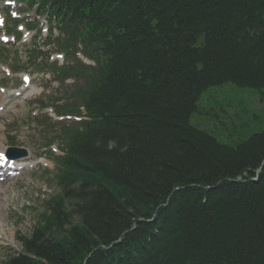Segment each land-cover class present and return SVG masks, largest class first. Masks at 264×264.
<instances>
[{
    "label": "trees",
    "instance_id": "obj_1",
    "mask_svg": "<svg viewBox=\"0 0 264 264\" xmlns=\"http://www.w3.org/2000/svg\"><path fill=\"white\" fill-rule=\"evenodd\" d=\"M39 3L59 48L106 62L73 94L90 121L61 134L60 193L0 264H264V129L190 122L208 88L264 89V0Z\"/></svg>",
    "mask_w": 264,
    "mask_h": 264
},
{
    "label": "rangeland",
    "instance_id": "obj_2",
    "mask_svg": "<svg viewBox=\"0 0 264 264\" xmlns=\"http://www.w3.org/2000/svg\"><path fill=\"white\" fill-rule=\"evenodd\" d=\"M31 19L37 20L35 15ZM34 33V30L28 32L24 44L12 41L6 43L8 38L0 39V86L4 90L0 94L5 97L3 105L8 108L0 112V142L4 144V150L13 145L37 154L38 150L42 152L37 146L39 147L46 134L33 124V116L37 110L32 103L36 99L43 100L46 95H59L66 83L52 80L48 73H36L31 64H26L25 56L29 47L36 44L35 47L45 50L42 46L44 34L34 36ZM3 68L9 70V75L4 73ZM29 70L34 71L29 73L30 87L25 90L24 95L19 96L20 103L12 106L16 97L11 95L13 91L8 90L20 86L21 73ZM199 101V111L197 115L194 113L191 116L190 122L198 127L202 123L207 129L213 130L223 143L264 129V89L258 92L227 83L207 89ZM26 157L19 160L25 159L26 164L31 165H26V169L13 182L5 184L6 189L9 186L11 188L5 198H1L3 224L8 225L10 234H6V240H0V259L10 247L15 249L19 246L18 237L30 234L40 211L41 201L51 197L57 190L53 180L48 178L50 175H44V169L53 171L52 165L39 162L37 158L29 160ZM0 194L3 193L0 191ZM67 206L70 208L69 202Z\"/></svg>",
    "mask_w": 264,
    "mask_h": 264
},
{
    "label": "bare ground",
    "instance_id": "obj_3",
    "mask_svg": "<svg viewBox=\"0 0 264 264\" xmlns=\"http://www.w3.org/2000/svg\"><path fill=\"white\" fill-rule=\"evenodd\" d=\"M2 97L0 96V99ZM4 150V144L2 142H0V153H2ZM6 164L10 163L9 160L6 159ZM1 160H0V168H1ZM10 169H12V171H10L9 173H13L16 169L14 168V166H9ZM0 171H3L2 169H0ZM15 178V177H14ZM14 178H10V177H6L5 174L1 173L0 172V191L3 193V194H0V238L5 235V234H10V228L8 227V225H4V215L2 214V205H3V202H2V199L1 198H5V196L8 194V189L11 188L9 186L8 189L5 188V184L6 183H11L13 182Z\"/></svg>",
    "mask_w": 264,
    "mask_h": 264
},
{
    "label": "water",
    "instance_id": "obj_4",
    "mask_svg": "<svg viewBox=\"0 0 264 264\" xmlns=\"http://www.w3.org/2000/svg\"><path fill=\"white\" fill-rule=\"evenodd\" d=\"M22 154H23V152H22Z\"/></svg>",
    "mask_w": 264,
    "mask_h": 264
}]
</instances>
